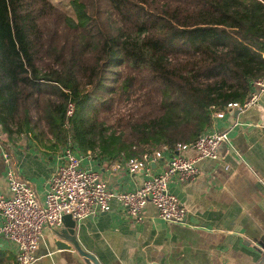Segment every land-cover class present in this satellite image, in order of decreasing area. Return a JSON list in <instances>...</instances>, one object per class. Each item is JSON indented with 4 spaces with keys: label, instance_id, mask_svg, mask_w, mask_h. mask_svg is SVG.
Returning <instances> with one entry per match:
<instances>
[{
    "label": "trees",
    "instance_id": "1",
    "mask_svg": "<svg viewBox=\"0 0 264 264\" xmlns=\"http://www.w3.org/2000/svg\"><path fill=\"white\" fill-rule=\"evenodd\" d=\"M70 5L74 18L51 0H0V126L10 141L71 142L109 160L174 150L264 78V0ZM0 264H16L3 246Z\"/></svg>",
    "mask_w": 264,
    "mask_h": 264
},
{
    "label": "crops",
    "instance_id": "2",
    "mask_svg": "<svg viewBox=\"0 0 264 264\" xmlns=\"http://www.w3.org/2000/svg\"><path fill=\"white\" fill-rule=\"evenodd\" d=\"M209 133L225 132L228 143L217 158H203L193 181L172 178L170 193L185 208L180 223L162 220L155 207L144 208L145 220L133 222L114 198L107 212L93 214L76 224L81 249L99 264H258L264 258V91L255 105L226 109L213 117ZM8 141L12 171L33 187L43 202L49 180L60 165L61 148L45 150L29 139ZM177 151L167 149L151 164L159 173ZM83 167L99 172L112 192L130 191L143 181V172L130 173L126 159H105L80 152ZM193 156L191 151L182 152ZM0 151V196L9 194ZM63 228V224L61 226ZM53 231L44 228L32 264H88L75 248L61 249ZM0 246L8 244L0 239ZM14 256V255H13Z\"/></svg>",
    "mask_w": 264,
    "mask_h": 264
},
{
    "label": "built area",
    "instance_id": "3",
    "mask_svg": "<svg viewBox=\"0 0 264 264\" xmlns=\"http://www.w3.org/2000/svg\"><path fill=\"white\" fill-rule=\"evenodd\" d=\"M264 91V78L252 81V90L243 102L228 103L223 110L213 113L222 117L226 109L245 110L256 104L260 92ZM73 106L68 105L71 115ZM225 132H205L193 142L178 144L167 165L159 173H153L151 164L162 157L163 147L151 154L126 159L130 173L143 172L141 184L130 191L112 192L99 172L83 167L81 154L71 142L62 146L60 165L49 180L44 201H38L31 184L18 177L9 166L7 134L0 126V151L8 166L6 181L9 194L0 196V239L12 249L16 264H32L44 228L53 231L62 226L63 215L69 214L76 222L110 209L114 198L123 207L126 215L135 223L145 220L144 208L152 204L158 216L170 223H180L185 217V208L168 190L172 178L179 181H193L200 174L197 165L203 158H217L221 144L228 143ZM191 151L193 156L182 152Z\"/></svg>",
    "mask_w": 264,
    "mask_h": 264
},
{
    "label": "water",
    "instance_id": "4",
    "mask_svg": "<svg viewBox=\"0 0 264 264\" xmlns=\"http://www.w3.org/2000/svg\"><path fill=\"white\" fill-rule=\"evenodd\" d=\"M62 224H63V228L56 230L55 234L58 237V239L65 241L67 244L57 241L56 246L61 249H68L70 247H73L75 248V250H77V252L81 256H83L87 260L88 264H99V262L96 260L94 256L81 249L78 241L76 240V235H75L77 222L72 219L71 215L69 214L63 215ZM258 264H264V258Z\"/></svg>",
    "mask_w": 264,
    "mask_h": 264
},
{
    "label": "rangeland",
    "instance_id": "5",
    "mask_svg": "<svg viewBox=\"0 0 264 264\" xmlns=\"http://www.w3.org/2000/svg\"><path fill=\"white\" fill-rule=\"evenodd\" d=\"M53 4L58 6L62 11H64L68 16L75 17L74 12L70 5V0H51ZM122 110H124V107H122Z\"/></svg>",
    "mask_w": 264,
    "mask_h": 264
}]
</instances>
